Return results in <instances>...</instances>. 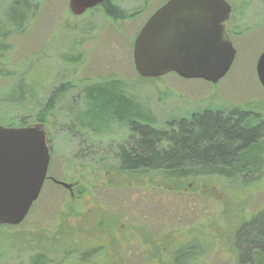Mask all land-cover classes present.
Returning <instances> with one entry per match:
<instances>
[{
  "label": "rangeland",
  "instance_id": "1",
  "mask_svg": "<svg viewBox=\"0 0 264 264\" xmlns=\"http://www.w3.org/2000/svg\"><path fill=\"white\" fill-rule=\"evenodd\" d=\"M16 1L0 0V124L34 119L68 83L42 123L53 149L49 175L75 187L47 180L23 222L0 226V264H29L36 254L50 264H178V248L191 254L181 264H238L237 228L264 209V164L256 163L257 174L244 184L214 174L174 180L161 171H121L115 153L129 142V125L106 108L94 110L84 89L115 81L132 100L125 101L128 111L151 116L162 131L205 106L246 109L254 125L264 122V88L255 73L264 49V0H226L236 55L215 84L173 72L137 74L132 43L165 0H110L132 14L126 19L102 7L71 15L68 0H21L18 29L11 26L20 20ZM92 248L97 252L82 260Z\"/></svg>",
  "mask_w": 264,
  "mask_h": 264
},
{
  "label": "water",
  "instance_id": "2",
  "mask_svg": "<svg viewBox=\"0 0 264 264\" xmlns=\"http://www.w3.org/2000/svg\"><path fill=\"white\" fill-rule=\"evenodd\" d=\"M105 0H68L81 16ZM232 8L226 0H167L152 11L133 41V66L140 77L176 73L213 84L230 70L236 52L226 30ZM255 73L264 88V49ZM43 123L0 124V226L23 222L40 196L52 148ZM66 189L71 185L57 181Z\"/></svg>",
  "mask_w": 264,
  "mask_h": 264
},
{
  "label": "trees",
  "instance_id": "3",
  "mask_svg": "<svg viewBox=\"0 0 264 264\" xmlns=\"http://www.w3.org/2000/svg\"><path fill=\"white\" fill-rule=\"evenodd\" d=\"M20 3L21 0L15 2L17 12ZM101 7L104 14L114 19H126L132 15L116 7L110 0H105L101 5L88 10ZM20 25V20L18 23H11L16 29ZM1 72L2 68H0ZM114 82L109 80L87 85L84 92L86 102L91 104L94 110L101 111L106 108V111L113 114L114 120L129 125L131 130L129 142L119 146L115 153L121 171H161L166 177L174 180L197 177L202 173L214 174L227 181H239L244 184L248 181L249 174H257L256 163L259 164L257 165L259 168L264 164L260 156L262 151L264 152L262 146L264 122H257L254 125L251 119L244 118L233 122V118L206 110L192 119H181L178 129L162 131L152 127L150 116L128 111L130 108H126L125 101L132 100L120 94ZM67 87L68 83L61 84L50 96L44 108L35 114L34 119L23 117L17 122L12 121L9 125L44 123L45 111L50 112L53 108L52 98L54 96L59 98L56 93H65ZM24 96L23 92L22 98ZM3 98L7 102H12L9 97L3 96ZM94 110L92 112L96 113ZM75 118H72L71 122ZM188 121H192L193 124L190 126ZM234 248L238 264H264V209L248 221H243L237 228ZM96 252L97 248L86 250L80 258L88 259ZM175 253L178 264L191 255L189 250L182 248H178ZM50 263L43 254L33 255L29 262V264Z\"/></svg>",
  "mask_w": 264,
  "mask_h": 264
},
{
  "label": "flooded vegetation",
  "instance_id": "4",
  "mask_svg": "<svg viewBox=\"0 0 264 264\" xmlns=\"http://www.w3.org/2000/svg\"><path fill=\"white\" fill-rule=\"evenodd\" d=\"M103 3V2H102ZM101 5V4H100ZM231 15V14H230ZM19 19H20V21H21V19H22V17H21V14H19ZM229 20H230V17H229ZM228 20V21H229ZM22 22V21H21ZM228 23V22H227ZM141 28V27H140ZM140 30V29H139ZM226 30H227V25H226ZM227 32H228V35H229V30H227ZM133 44V43H132ZM206 110H212V111H214V112H217V113H219L220 115L222 114V115H225L226 117H228V118H233V122H237V121H239V120H243V118L244 119H251V123H252V118H251V116H249L250 115V112L249 111H246V109H243V110H241L240 108H237V107H233L232 109H226V108H217V107H213V106H210V107H202V108H200L199 110H194V111H192L190 114H188V115H186V116H179V118H178V116H177V118L173 121V122H169V123H172L173 124V128H171L170 130H175V129H178V127H179V121L181 120V119H192L194 116H199V114L200 113H202L203 111H206ZM240 116H242L241 118H240ZM150 118H152L151 116H150ZM188 124L191 126L192 124H193V122L192 121H188ZM252 125V124H251ZM152 127H153V125H152ZM175 127V128H174ZM153 128H155V127H153ZM50 144H52V142L50 143ZM52 148V147H51ZM51 159V158H50ZM51 163V162H50ZM50 166V165H49ZM49 170V169H48ZM47 180H50L51 182H54L55 184H57V185H61L60 183L58 184L57 183V180H55L53 177H51L50 175H49V171H48V175H47V179H46V181ZM45 181V182H46ZM59 181H62V180H59ZM65 182V181H64ZM71 184H73L72 182H70ZM70 183H68V184H70ZM62 186V185H61ZM63 187V186H62ZM74 187H75V185L73 186V185H71V187H70V189L68 190V191H74Z\"/></svg>",
  "mask_w": 264,
  "mask_h": 264
}]
</instances>
